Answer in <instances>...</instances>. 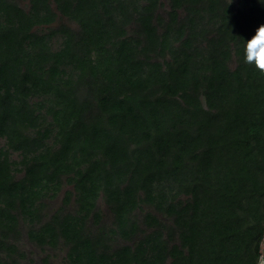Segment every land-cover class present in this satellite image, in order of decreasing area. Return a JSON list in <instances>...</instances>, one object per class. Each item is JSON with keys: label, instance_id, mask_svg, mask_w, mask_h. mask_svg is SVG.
Masks as SVG:
<instances>
[{"label": "trees", "instance_id": "16d2710c", "mask_svg": "<svg viewBox=\"0 0 264 264\" xmlns=\"http://www.w3.org/2000/svg\"><path fill=\"white\" fill-rule=\"evenodd\" d=\"M261 24L262 0H0V264H256Z\"/></svg>", "mask_w": 264, "mask_h": 264}, {"label": "clouds", "instance_id": "9594fccd", "mask_svg": "<svg viewBox=\"0 0 264 264\" xmlns=\"http://www.w3.org/2000/svg\"><path fill=\"white\" fill-rule=\"evenodd\" d=\"M244 61L248 65H253L261 74H264V24H261L256 29L255 34L245 41ZM256 264H264V240Z\"/></svg>", "mask_w": 264, "mask_h": 264}, {"label": "rangeland", "instance_id": "374dc122", "mask_svg": "<svg viewBox=\"0 0 264 264\" xmlns=\"http://www.w3.org/2000/svg\"><path fill=\"white\" fill-rule=\"evenodd\" d=\"M29 250L33 252L32 255H30L32 262L29 264H40L41 254L32 247H29ZM64 259H65V252L62 250L58 251L56 255L54 256V262L56 264H64Z\"/></svg>", "mask_w": 264, "mask_h": 264}]
</instances>
